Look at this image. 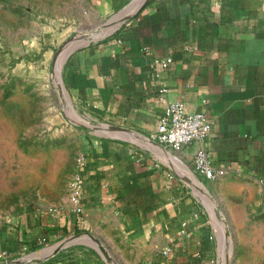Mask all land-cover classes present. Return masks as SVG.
<instances>
[{"label": "crops", "instance_id": "obj_1", "mask_svg": "<svg viewBox=\"0 0 264 264\" xmlns=\"http://www.w3.org/2000/svg\"><path fill=\"white\" fill-rule=\"evenodd\" d=\"M130 1L93 0L96 25ZM62 77L81 114L156 141L168 102L206 111L212 127L205 146L225 174L198 178L234 221L247 220L250 205L264 209V0H150L114 31L71 48ZM201 144L168 150L194 173ZM161 151L98 134L81 169L83 211L72 204L65 212L0 219V259L91 231L119 264H219L216 222ZM36 264L107 263L94 247L76 243Z\"/></svg>", "mask_w": 264, "mask_h": 264}, {"label": "rangeland", "instance_id": "obj_2", "mask_svg": "<svg viewBox=\"0 0 264 264\" xmlns=\"http://www.w3.org/2000/svg\"><path fill=\"white\" fill-rule=\"evenodd\" d=\"M92 2L0 0L1 220L29 210L65 212L72 205L80 156L101 133L67 118L52 63L65 39L98 26ZM247 212L248 219L239 221L223 212L231 231V264H264V209L253 204Z\"/></svg>", "mask_w": 264, "mask_h": 264}, {"label": "water", "instance_id": "obj_3", "mask_svg": "<svg viewBox=\"0 0 264 264\" xmlns=\"http://www.w3.org/2000/svg\"><path fill=\"white\" fill-rule=\"evenodd\" d=\"M149 1L150 0H132L119 12L114 14L112 17H110L106 21L97 24L98 26L95 29L89 32L78 31L75 32L73 35L69 36L67 39H65V41H63V43L55 51L53 57V63H52V75H54L56 72L55 66L57 63V59L62 52L66 50H70L71 48H73L74 46L78 45L83 41L97 39L114 31L122 23H124L126 20L134 16ZM106 26H110L109 27L110 29L107 30L106 32H102L98 35L93 34L94 31L100 29L101 27H106ZM59 77L63 84V89L65 94H63V92L58 90L55 80L54 83L66 105V108H64V110L67 113V118L70 119L73 123L90 127L99 133L104 132V134H109V132H115L114 133L115 135H118L123 138L131 137L146 144L152 142L161 146V148L163 149V151L160 152L162 158L168 163L170 168L189 185V187L199 197L202 203L209 209L211 216L213 217L214 221L217 224L218 235L221 241L219 264H231L233 247H232L231 231L229 228V224L227 222V219L223 211L219 206L218 201L216 200L215 196L212 194L211 190L207 187L205 182L196 176L199 184L201 185L203 191H205L206 194L199 192L197 187L191 184V182L186 178L184 170L171 157L170 151L162 143L154 140L153 138L123 125H116L108 122H100V121L92 120L87 117H83L77 111L74 112V109L76 108H73L72 105H70L69 103L68 100L69 93L63 82V77L61 72L59 73ZM105 130H107L108 132ZM76 243H84L94 247L102 255V257L104 258L107 264H119V262L115 259L109 248L104 244V242L100 239V237H98L91 231H79L77 233L64 237L63 239L55 242L52 245L42 247L41 249L34 250L32 252L22 255H17L14 257L0 259V264H36L49 259L50 257L57 254L63 248ZM229 245H230V249H229Z\"/></svg>", "mask_w": 264, "mask_h": 264}, {"label": "built area", "instance_id": "obj_4", "mask_svg": "<svg viewBox=\"0 0 264 264\" xmlns=\"http://www.w3.org/2000/svg\"><path fill=\"white\" fill-rule=\"evenodd\" d=\"M171 58L161 61L163 66L168 65ZM162 93L167 91L162 87ZM212 121L206 111H189L182 101L167 103L156 128L155 138L173 153L179 152L192 142H200L192 161V170L196 175H203L215 179L225 174V168L215 166L205 142L211 131ZM84 151L80 156V167L72 182L70 199L77 212L83 211L80 203V189L82 185L81 169L86 161Z\"/></svg>", "mask_w": 264, "mask_h": 264}, {"label": "bare ground", "instance_id": "obj_5", "mask_svg": "<svg viewBox=\"0 0 264 264\" xmlns=\"http://www.w3.org/2000/svg\"><path fill=\"white\" fill-rule=\"evenodd\" d=\"M109 27H110V26L101 27L100 29L94 31L93 34L98 35V34H100V33H102V32H106L107 30L110 29ZM68 51H69V50H66V51L62 52V53L59 55V57H58V59H57L56 66H55V71H56V72H55V74L53 75L58 90H60L61 92H63V94H65V93H64V89H63V84H62V82H61V80H60V77H59V73L61 72L60 70L62 69V65H63V62H64V60H65V57H66V54L68 53ZM66 97H67V96H66ZM74 112H76V111L74 110ZM75 116H76V115H75ZM105 131H107V130H105ZM107 132H108V131H107ZM103 133H104V132H103ZM114 133H115V132H109V134H114ZM171 157H172V158L175 160V162H176V163H177V164H178V165L184 170V172H185V176H186V178L191 182V184H193L195 187H197V189L199 190V192L205 193V191H203L201 185L199 184L197 177L192 173V171H191L187 166L181 164V162H180L179 160H177V159L175 158L174 155L171 154ZM205 194H206V193H205ZM229 249H230V245H229Z\"/></svg>", "mask_w": 264, "mask_h": 264}]
</instances>
